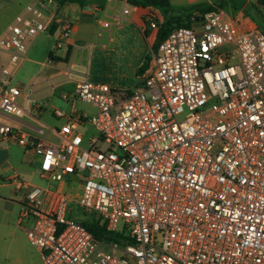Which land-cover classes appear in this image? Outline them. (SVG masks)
<instances>
[{
	"label": "built area",
	"instance_id": "obj_1",
	"mask_svg": "<svg viewBox=\"0 0 264 264\" xmlns=\"http://www.w3.org/2000/svg\"><path fill=\"white\" fill-rule=\"evenodd\" d=\"M53 22L55 48L67 47L72 24L56 0L28 5L0 37L4 115L25 114L22 98L37 103L34 84L26 96L10 85L8 64L24 61ZM77 67L68 61L61 77L75 81L73 97L96 114L55 110L65 122L53 143L0 123V140L39 157L40 178L58 184L12 179L16 190L28 189L19 223L31 222L27 237L43 263L264 264V32L224 9L208 13L202 30L175 29L159 45L131 93ZM87 124L98 132L88 148ZM67 185L78 192L68 194ZM72 203L96 218L72 219ZM94 221L105 229L101 239L85 226Z\"/></svg>",
	"mask_w": 264,
	"mask_h": 264
},
{
	"label": "crops",
	"instance_id": "obj_2",
	"mask_svg": "<svg viewBox=\"0 0 264 264\" xmlns=\"http://www.w3.org/2000/svg\"><path fill=\"white\" fill-rule=\"evenodd\" d=\"M37 1L0 0V8L5 12L16 13L11 22L0 24V37L28 5ZM128 1L89 0L84 7L67 5L60 8V16L72 24L69 45L62 49L55 48L60 35V27L56 22L31 41L27 57L21 63L39 65L42 72L35 81L42 79L43 82L13 85V75L10 85L20 88L23 96H26L29 86L34 84L30 99L36 100L37 103L27 104L22 98L21 106L26 108L27 112L20 117H10L0 111V123L11 125L28 135L52 143L55 139L57 141L55 131L65 121L58 119L54 114L58 109L57 101L53 98L54 91L65 82H72L76 86L75 81H57L61 78L60 68L68 61H74L81 67L80 72L87 74L92 82L107 84L121 93H131L141 88L153 66L158 33L165 19L156 10L136 7ZM215 1L170 0L177 9L199 3L211 4ZM232 2L233 0H228V6L232 5ZM235 2L236 20L248 29L257 28L264 32V0ZM19 9L20 12L17 13ZM126 10H129L128 14L125 13ZM151 16L153 19H149ZM153 22L157 24V28L151 26ZM104 23H108L109 26L104 27ZM45 33L50 41L43 43L45 59L41 62L37 57L38 50L34 48L41 42L42 34ZM148 58L151 60L146 67ZM3 60L5 63L8 61L6 55L3 56ZM16 67L18 65L15 69ZM2 89L3 87L0 88V92ZM65 96V94L61 96L63 101L66 100ZM81 112L94 115L97 109L95 108L93 113ZM39 164V157L26 153L17 143L0 140V264H44L41 254L31 246L27 237V229L31 227V222L19 223L28 189L18 191L12 183L15 176H20L28 182L34 181L37 172L39 173ZM38 177L40 178V175Z\"/></svg>",
	"mask_w": 264,
	"mask_h": 264
},
{
	"label": "rangeland",
	"instance_id": "obj_3",
	"mask_svg": "<svg viewBox=\"0 0 264 264\" xmlns=\"http://www.w3.org/2000/svg\"><path fill=\"white\" fill-rule=\"evenodd\" d=\"M236 0H233L232 5L226 6L223 9L227 12V14L232 17L233 19H235L236 16V10H235V4L237 2H235ZM235 5V6H234ZM17 13L20 12V9L16 11ZM16 16V13H14L13 11H8L5 12L2 8H0V19H2L0 22V24H7L9 22H11L12 19H14ZM164 18V17H163ZM192 28L194 29H198V30H202V24L199 25H193ZM43 38L41 40V42H38L36 47L34 49L38 50V60H40L41 62L44 61L45 56H44V51L45 48H43L42 46L44 42H49L50 39L47 38V34H42ZM44 39V40H43ZM40 41V40H39ZM232 49L230 47H224L219 49V51L221 52H230ZM232 54V53H231ZM6 64H8V61L6 60ZM9 69L13 72L14 75V80L12 81L13 85H18L21 86V84L27 83V82H31L34 83L35 78H38L37 76L41 74V69L39 65H35V64H31L28 62H23L20 65H18V67H16L13 65L8 64ZM76 70H78L79 72L82 71L81 67H77ZM58 82H63V78H59L57 80ZM35 82H43L42 79H36ZM74 87L75 84L72 82H65L63 83L61 86H58L56 88V90L54 91V96L53 98L55 99V101H57V106L56 108L63 110L66 114H71L73 110L76 111H84V112H90L93 113L95 112V107L93 105L87 104L85 102L80 101L79 99L73 97V93H74ZM66 95L68 97V99H66L65 101H63L61 99L62 95ZM74 107V109H73ZM98 135V132L94 129V127H92L91 125L87 124L85 126L84 132H83V137H84V147L88 148L89 147V139ZM54 142H57L56 139L54 140ZM39 173L37 172L36 177L34 178V181H29L32 184H35L37 186H49L52 190H55L58 187V184L55 182H49V181H45L42 180L41 178L38 177ZM66 192L68 194L71 195H75L78 191L77 188L75 186H71V185H67L66 186ZM70 209L72 210V213L70 215V217L72 219H82L83 221L86 222H90L93 221L96 218V215L93 213H85L84 210L80 209V207L78 206V204L76 203H72L70 204Z\"/></svg>",
	"mask_w": 264,
	"mask_h": 264
},
{
	"label": "trees",
	"instance_id": "obj_4",
	"mask_svg": "<svg viewBox=\"0 0 264 264\" xmlns=\"http://www.w3.org/2000/svg\"><path fill=\"white\" fill-rule=\"evenodd\" d=\"M59 7H65L67 5H77L79 7H84L89 0H56ZM131 5L142 8H151L158 11L164 17V22L162 23L159 33L158 41L155 46L157 51L159 45L167 39V37L178 28H192L193 25L202 24L201 19L204 18L208 13H211L218 9H223L228 6V0H216L215 2L209 3H199L196 5L184 7L182 9H177L173 7L170 0H133L128 1ZM54 31V30H53ZM52 31V32H53ZM151 59H147L148 62ZM87 229L95 236L97 239H101L105 235V229L100 227L96 221L93 223H86Z\"/></svg>",
	"mask_w": 264,
	"mask_h": 264
},
{
	"label": "water",
	"instance_id": "obj_5",
	"mask_svg": "<svg viewBox=\"0 0 264 264\" xmlns=\"http://www.w3.org/2000/svg\"><path fill=\"white\" fill-rule=\"evenodd\" d=\"M130 1H133V0H130ZM201 21H204V18H202Z\"/></svg>",
	"mask_w": 264,
	"mask_h": 264
}]
</instances>
